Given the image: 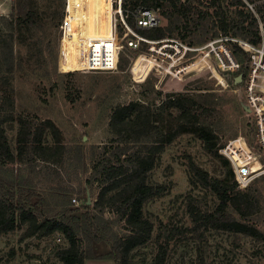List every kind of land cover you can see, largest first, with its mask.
<instances>
[{
  "label": "rangeland",
  "instance_id": "1",
  "mask_svg": "<svg viewBox=\"0 0 264 264\" xmlns=\"http://www.w3.org/2000/svg\"><path fill=\"white\" fill-rule=\"evenodd\" d=\"M47 3V0H38L40 13ZM246 3L250 9L255 8ZM205 6L199 4L200 8L205 9ZM53 10L54 6L46 9L41 13L39 25L30 31L22 29L20 33L11 20V8L0 11V115L12 116L2 122L10 147L15 153L19 116L35 123L51 119L61 131L64 146L59 162L37 159L31 165L10 163L5 167L12 168V174L0 168L1 176L13 178L16 198L31 194V201L46 214L67 208L71 210L70 215L79 217L91 211L99 186L86 180L92 174V165L99 158L103 144L109 143L112 136L111 110L116 105L138 100L144 105L148 103L155 113L159 111L157 105L167 98V92L186 91L197 100L195 109L199 120L211 130L216 145L241 136L256 159L264 164V149L258 145L253 115L244 108L247 102L245 81L235 84L231 78L239 74L236 70L221 71L216 65L212 66L217 54L210 50L218 52L223 43L221 34L211 37L215 27L210 28V21L195 29L192 21L189 23L187 39L193 42L189 44L202 48L191 52L190 61L202 56L199 61L203 65L188 64L177 70L178 74L152 56L142 54L134 61L136 53L126 47L120 52L113 71L64 72L59 70L61 31L54 25ZM229 16L236 18L231 12ZM161 17L159 25L163 26L166 20ZM259 22L261 27L262 22ZM11 31L14 35L12 58L7 49L10 41L7 34ZM205 57L209 64L204 63ZM167 63L165 60L164 64ZM170 111L176 114L175 109ZM43 142L49 148L54 146L48 130ZM189 158L212 177L225 175L226 167L220 158L208 151L194 132L179 133L165 144L147 177L148 183L161 184L164 189L143 204L144 215L153 223L152 237L131 252V263H151L157 249V234L162 231L159 241L168 242L165 264H264V238L199 226L192 220L190 205L203 212L211 211L218 199L192 177L188 170ZM250 184L256 203L250 221L264 230V173ZM103 217L111 221L109 225L113 230H120L112 211L105 209ZM24 230L25 225H21L0 234V264H64L56 254L66 245L60 232L38 237L23 236ZM91 244L95 255H105L110 249L105 238L93 240ZM96 264H114V261L104 257Z\"/></svg>",
  "mask_w": 264,
  "mask_h": 264
},
{
  "label": "trees",
  "instance_id": "2",
  "mask_svg": "<svg viewBox=\"0 0 264 264\" xmlns=\"http://www.w3.org/2000/svg\"><path fill=\"white\" fill-rule=\"evenodd\" d=\"M195 1L124 0L123 6L134 8L142 4L152 8L158 7L166 24L139 29L150 38L172 36L192 44L193 42L187 39L189 23L192 21L195 29L210 21V28H216L211 37L220 34L240 37L255 45L264 41V0ZM246 1L255 8L250 9ZM47 2L41 13L54 6L53 14L50 13L52 19H55L54 25L59 26L66 0ZM198 3L206 5V8H200ZM230 12L236 18L229 16ZM41 13L38 0L11 1V20L15 22L19 33L22 29L30 31L39 25ZM195 14L203 21L196 20ZM259 21L262 22V29ZM129 23L134 25L131 19ZM7 36L10 40L7 49L12 58L13 32H8ZM225 43L229 45L234 57L241 61L240 68L236 70L242 74V80L238 84L240 85L247 73L248 53L236 41L228 39ZM131 50L136 54L138 52ZM231 82H234V78H231ZM166 96L165 101L157 105L159 111L155 113L151 112L148 103L144 105L138 100L113 107L109 119L112 136L109 143L103 144L99 158L92 165V174L86 180L90 184L96 182L99 190L90 206L91 211L87 210L79 217L70 215L71 210L67 208L54 214L42 213L36 203L31 201V194H27L26 198H16L17 190L13 178L0 175V234L21 225H25L23 236L40 237L60 232L66 240V245L59 248L56 254L64 264H84L85 258L104 257L111 258L114 264H132L131 252L152 237L153 223L144 215L143 204L164 189L161 184L148 183V173L157 162L165 144L179 133L194 132L203 140L205 148L220 158L226 172L223 177H212L191 158L188 159V170L192 177L214 192L218 199L217 205L211 211L203 212L190 205L192 220L199 226H212L263 239L264 230H260L250 221V215L256 208L251 184L243 189L237 187L229 160L218 152L214 135L199 120L195 109L197 100L186 91L167 92ZM170 109H175L176 114ZM6 119H12V116L0 115V168L3 171L10 170L12 174V168L5 167L10 163L31 165L37 159L52 163L62 159L64 146L61 131L51 119L35 123L19 116L15 153L2 127V122ZM47 130L54 139V146L51 148L43 142ZM85 207L88 208L89 205ZM105 209L116 215V222L120 224L118 232L109 225L111 221L103 217ZM161 232L157 234V249L150 264L166 262L168 242L159 241ZM104 238L109 243V251L105 255H95L92 251V241ZM84 241L86 243L83 245Z\"/></svg>",
  "mask_w": 264,
  "mask_h": 264
},
{
  "label": "built area",
  "instance_id": "3",
  "mask_svg": "<svg viewBox=\"0 0 264 264\" xmlns=\"http://www.w3.org/2000/svg\"><path fill=\"white\" fill-rule=\"evenodd\" d=\"M124 0H104L98 9V17L108 20V33L103 36H86L85 40L76 46L73 40L63 44L65 19L81 9V0H66L64 15L59 25L61 31L59 70L66 72H107L113 71L123 48L137 50L134 61L142 55L159 59L163 66L179 70L193 61L191 52L201 50V47L191 46L177 37L165 36L150 38L139 31L149 29L161 23V13L157 8L139 4L134 8L124 7ZM251 7V5H250ZM132 20L134 25L129 23ZM262 29V26L260 27ZM233 40L248 53V69L246 73V104L244 108L253 115L258 145L264 149V41L259 45L247 40L221 35L220 50H210L217 54L216 65L221 71L238 70L241 64L234 57L226 40ZM63 45V46H62ZM211 46L212 43L210 42ZM208 52V54L210 53ZM147 53V54H146ZM60 58L70 64V70L62 68ZM168 60L167 65L164 61ZM195 61V60H194ZM177 66V67H175ZM131 71V68H130ZM218 152L225 156L232 167L233 176L240 189L246 188L251 181L264 173V164L256 159L246 140L238 136L226 144L218 145ZM72 198V201H75ZM60 240L61 238L58 237Z\"/></svg>",
  "mask_w": 264,
  "mask_h": 264
},
{
  "label": "bare ground",
  "instance_id": "4",
  "mask_svg": "<svg viewBox=\"0 0 264 264\" xmlns=\"http://www.w3.org/2000/svg\"><path fill=\"white\" fill-rule=\"evenodd\" d=\"M103 1L104 0H81V9L72 13V15L67 16L65 19V30L63 36L64 45L73 40V43L78 46L85 40L86 36H103L108 33V20L106 18L101 19L98 17L97 13L100 4ZM201 57L202 56L190 63V66L198 64L203 65L199 61ZM204 60V63H210L207 57H205ZM60 63L62 68L64 67L66 70H70L67 68H71V66L69 63H65L64 58H60ZM198 67H196V69H198ZM175 74H178V71L175 70Z\"/></svg>",
  "mask_w": 264,
  "mask_h": 264
},
{
  "label": "crops",
  "instance_id": "5",
  "mask_svg": "<svg viewBox=\"0 0 264 264\" xmlns=\"http://www.w3.org/2000/svg\"><path fill=\"white\" fill-rule=\"evenodd\" d=\"M11 1L12 0H0V11H6L11 8ZM100 260L101 258H85L84 264H96Z\"/></svg>",
  "mask_w": 264,
  "mask_h": 264
},
{
  "label": "water",
  "instance_id": "6",
  "mask_svg": "<svg viewBox=\"0 0 264 264\" xmlns=\"http://www.w3.org/2000/svg\"><path fill=\"white\" fill-rule=\"evenodd\" d=\"M241 80H242V74L241 73H239L238 75H236L234 77V83L235 84L239 83Z\"/></svg>",
  "mask_w": 264,
  "mask_h": 264
}]
</instances>
